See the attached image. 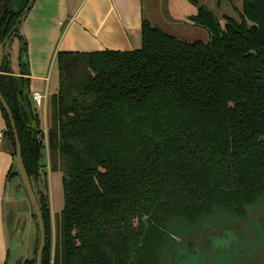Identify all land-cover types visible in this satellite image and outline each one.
<instances>
[{
	"label": "trees",
	"instance_id": "16d2710c",
	"mask_svg": "<svg viewBox=\"0 0 264 264\" xmlns=\"http://www.w3.org/2000/svg\"><path fill=\"white\" fill-rule=\"evenodd\" d=\"M190 1L198 7L190 19L207 28V42L185 41L144 18L137 49L58 51L47 144L39 115L23 114L30 81L10 74L7 47L18 37L30 74L20 27L34 0H11L0 10V38L13 31L0 83L45 218L42 264H167L170 229L263 223L264 0H243L238 18ZM0 106L5 148L16 160L15 133ZM46 148L51 170L62 173L65 206L56 213ZM10 168L8 178L21 179ZM41 180L45 193L35 185ZM38 241L26 264H36Z\"/></svg>",
	"mask_w": 264,
	"mask_h": 264
},
{
	"label": "crops",
	"instance_id": "0c3cea01",
	"mask_svg": "<svg viewBox=\"0 0 264 264\" xmlns=\"http://www.w3.org/2000/svg\"><path fill=\"white\" fill-rule=\"evenodd\" d=\"M196 12L195 9L187 12L183 18ZM144 18L159 26L146 14L144 0H34L20 27L28 41L30 74L23 73L18 43L17 50L12 54L9 51V64L10 74L27 76L32 81L34 89L30 88V97L36 90L44 94L46 102L41 114L37 107L35 112L40 117L45 144L48 100L60 86L59 71L57 75L52 69L57 52L137 49L142 46ZM5 130L6 120L0 106V133ZM12 161V154L4 147L3 135L0 142V264L7 262L12 240L4 201L8 187L6 176Z\"/></svg>",
	"mask_w": 264,
	"mask_h": 264
},
{
	"label": "rangeland",
	"instance_id": "374dc122",
	"mask_svg": "<svg viewBox=\"0 0 264 264\" xmlns=\"http://www.w3.org/2000/svg\"><path fill=\"white\" fill-rule=\"evenodd\" d=\"M200 2H203L204 4L208 5L216 12V14L222 18L223 14L228 13L232 16L238 18L237 11L242 8V2L243 0H199ZM221 4L219 5V3ZM144 9L146 14L163 30H165L169 34H173L180 39H183L185 41H195V40H201L204 42H207V40L210 39V34L207 28L205 29L202 26H199L197 24H194L193 21L190 19V16L185 17L187 15V12L198 10V7L194 5L190 0H144ZM222 23L223 20L221 19ZM17 43L19 45V39L14 38L13 40H10L7 44V47H10L11 54L14 52V50H17ZM56 58L53 60V70L58 75L57 71H59L58 65L55 62ZM58 68V70H57ZM54 77V76H53ZM30 81V79H29ZM32 81H30V88L34 89L33 84H31ZM41 114V107H37ZM37 110V111H38ZM47 130L50 126L51 120H52V109H51V96L49 97L48 104H47ZM41 130H43L42 126L39 127ZM41 136V135H40ZM47 141V139H45ZM12 164L11 166H16V160L15 156L12 155ZM42 162L44 163V167L47 168L48 174H49V193H50V201H51V207L53 210V213L60 212L64 206V188L62 183V173L60 170H51L50 167V151L48 148L44 150V156L42 159ZM10 171V170H9ZM9 171L6 176L7 181V190H6V199H4L6 203V211H7V218L6 221H9V217L12 215L14 216V224L22 225L23 232H22V242H23V249H22V257L25 256H32L34 244L37 242L38 238L40 241L39 236V228L37 225L38 219L34 216V207L32 202L30 201L28 192L26 190V187L24 184H22L20 178L16 179H10L8 178ZM16 180V181H14ZM35 183V182H34ZM44 181L41 180L40 183L35 184L36 188L40 187L43 189V192H46V189L44 188ZM233 222L224 220L221 225H219L221 228L218 230L219 235L215 234L216 238L213 240L211 236L209 235V226H204L202 223V226H204L202 229H199V225L195 227V230H200L202 235H205L203 239L198 238V246H201V249H204L203 252L206 254V258H210V256H213L214 258V252H218V254H222L219 252H228L230 249V254H225L224 256H227L230 258V256L237 257L238 263L237 264H249V259L255 251H257L260 247L264 246V221L262 225L258 221L252 222V227L256 229L259 235V238L257 239V243L253 245V241H249V236H256L252 235V232H248V227L241 229L239 228L236 230L234 227H232ZM256 223V224H255ZM229 224V225H228ZM234 224V223H233ZM226 225L230 226V228ZM218 226V227H219ZM217 227V226H216ZM256 227V228H255ZM206 228V230L204 229ZM229 228V229H228ZM208 229V230H207ZM185 232V231H182ZM10 233V230H9ZM187 233V232H185ZM207 233V234H206ZM261 236V238H260ZM38 241V243H39ZM39 245V244H38ZM252 246L253 249L249 248L248 246ZM264 248V247H263ZM185 250V249H183ZM234 251H241L234 252ZM252 252V253H251ZM261 253V252H260ZM178 254H181V252H178ZM222 256V257H224ZM237 258H235L237 260ZM23 260V259H22ZM215 259V264H223L222 261H219ZM251 262H264V255H257L256 257H253L251 259ZM24 264V263H22ZM229 264H233V262H230Z\"/></svg>",
	"mask_w": 264,
	"mask_h": 264
},
{
	"label": "water",
	"instance_id": "95a60500",
	"mask_svg": "<svg viewBox=\"0 0 264 264\" xmlns=\"http://www.w3.org/2000/svg\"><path fill=\"white\" fill-rule=\"evenodd\" d=\"M27 7H29V4ZM20 18L21 17H19L18 22ZM17 24L14 26L13 30L17 27ZM12 32L13 31H11L10 34L3 40L0 38V74L2 72V66H3L4 57H5V51H6L5 44L8 38L10 37V35L12 34ZM24 62L25 61L23 60V63H22L23 65H25ZM25 98H26V103L22 106L23 114L24 116H26V118L35 119L36 115H35V107L33 104V99L30 97V94L28 92L25 94ZM0 101L3 104L4 108L6 109L8 116L10 117V120H11L13 132L15 133V138H16V150H17L16 165L18 167L22 182L27 189L30 201L33 204L36 217L39 222L40 243H39L38 251H37L38 255H37L36 264H42L43 258H44V250H45L46 243H47L45 218H43V212L41 209L40 201H38L36 192L34 190V186L29 176V172L24 163L23 150H22V145L20 141V135L16 127L15 116L13 115L10 104L8 103L7 99H5L3 95L1 83H0ZM32 133H33L35 142L37 143L39 141V132L36 130H33ZM5 146H6V141L4 142V147ZM13 223H14V219H13V216H11L9 217L8 227L11 228ZM215 229L218 230V228H215ZM22 232H23V227H18L16 230H14L13 235H12L11 245L9 248V253H8L9 257L7 259L6 264H20V259L22 257V249H23Z\"/></svg>",
	"mask_w": 264,
	"mask_h": 264
},
{
	"label": "flooded vegetation",
	"instance_id": "af4514ba",
	"mask_svg": "<svg viewBox=\"0 0 264 264\" xmlns=\"http://www.w3.org/2000/svg\"><path fill=\"white\" fill-rule=\"evenodd\" d=\"M9 2H11V0H0V10L4 9L7 5H9ZM233 223H232L231 226L234 227L236 230H238L239 228L244 229V228L248 227L247 228V229H249L248 232H252L253 231L254 233H251V234L252 235H256V236H249L248 238H249V241H253V245H255L257 243V239L259 238L260 232H259V235H258L257 234L258 231L256 230L257 228L255 227L256 229H254L252 227V223L246 222L245 224H241L240 222H237V221H235ZM198 225H195L193 227H189L187 225H182L180 228L177 227L176 230H171V229L168 230V232H169L168 235L170 237L169 238L170 241L168 240L169 243L167 245V251L169 250L170 253H168L167 257H169L170 259H168L167 264H176L175 260L177 262L180 261L179 262L180 264H215V259L218 260L220 258L219 261H222V259L224 258L222 256H224L225 254H230L231 251H233L232 249H230L228 252H219V253H222V254H218V252H214V258H213V256H210V258L209 257L206 258L205 257L206 254L203 252L204 249H201V246L197 245V244H199L198 243V238L199 239H203L205 237V235L200 234L201 233L200 230L193 231L195 229V227L198 226ZM203 225L210 227L208 233H209V235L211 236V238L213 240L216 238L215 234L219 235V231L218 230L221 228L220 226L219 227H214V226L212 227V225H209V223H204ZM228 225H226V227ZM259 225L261 226L262 222ZM204 226L199 225V229H202ZM18 227H22V225L20 226L19 224H16V223L14 224L13 223L12 227L9 228L11 237L13 235L14 230H16ZM228 227L230 228V226H228ZM215 228H218V230H216ZM204 229L206 230V228H204ZM182 231H185L187 233L182 232ZM176 238L178 240L177 244L173 243V245H172L171 242L173 240H175ZM260 238H261V236H260ZM248 247L253 249V247L250 246V245ZM183 249H185V250H183ZM178 252H181V254H178ZM234 252H239V251H234ZM239 253H242V252L240 251ZM259 254L260 255H264V248L263 247L259 246V249L257 251H255L254 253H252V255H251L250 259H249V264H264V262L263 263L251 262V259L253 257H256ZM29 256H25L24 258L21 257L20 264H22V263L26 264L25 260ZM237 263H238V258H237V260L236 259L233 260V264H237Z\"/></svg>",
	"mask_w": 264,
	"mask_h": 264
},
{
	"label": "built area",
	"instance_id": "2783aa9c",
	"mask_svg": "<svg viewBox=\"0 0 264 264\" xmlns=\"http://www.w3.org/2000/svg\"><path fill=\"white\" fill-rule=\"evenodd\" d=\"M31 98L33 99V103L35 108L36 107H42L45 104V98L44 94H42L40 91L36 90L32 93ZM4 132L0 133V142L3 139Z\"/></svg>",
	"mask_w": 264,
	"mask_h": 264
}]
</instances>
